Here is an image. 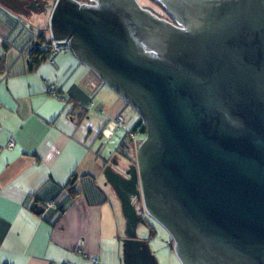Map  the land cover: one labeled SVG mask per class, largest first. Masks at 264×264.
<instances>
[{"label":"water","instance_id":"1","mask_svg":"<svg viewBox=\"0 0 264 264\" xmlns=\"http://www.w3.org/2000/svg\"><path fill=\"white\" fill-rule=\"evenodd\" d=\"M154 1L167 19L137 0L25 9L51 8L50 40L143 121L126 178L105 169L131 264L148 262L133 240L146 225L133 197L180 264H264V0Z\"/></svg>","mask_w":264,"mask_h":264},{"label":"crops","instance_id":"2","mask_svg":"<svg viewBox=\"0 0 264 264\" xmlns=\"http://www.w3.org/2000/svg\"><path fill=\"white\" fill-rule=\"evenodd\" d=\"M5 3L0 1V264H91V258L131 264L127 218L105 169L126 178L124 169L132 164L121 151L127 148L131 158L137 143L129 130L140 117L68 48L30 70L28 50L41 30L49 38L51 8L40 14ZM47 83L60 99L47 95ZM120 115L123 125L108 128ZM10 139L14 145L7 149ZM72 180L79 194L69 200L65 188ZM46 202H64L63 209H44ZM35 205L43 213L36 214ZM133 240L157 264L137 234Z\"/></svg>","mask_w":264,"mask_h":264},{"label":"rangeland","instance_id":"3","mask_svg":"<svg viewBox=\"0 0 264 264\" xmlns=\"http://www.w3.org/2000/svg\"><path fill=\"white\" fill-rule=\"evenodd\" d=\"M137 1L142 7L150 9L151 11H153L154 13L158 14L163 18L167 17L165 12L162 9H159L158 5H156L152 0H137ZM40 2L42 4H47L49 0H40ZM24 11L28 12L25 9ZM39 13L40 14L44 13V11ZM143 138L144 136L142 135L141 136L136 135L134 138V142L138 144L139 141L142 140ZM137 144H135L133 149V154L131 155L132 163L130 162V164L132 165L136 164L135 148ZM144 217L145 220L150 225L151 229H153L154 234L150 235V229L146 225H139L136 230L137 239L146 243V245L152 252V255L155 258L157 264H180L172 251L171 239L167 234V232L155 221L149 218L147 215H144Z\"/></svg>","mask_w":264,"mask_h":264},{"label":"trees","instance_id":"4","mask_svg":"<svg viewBox=\"0 0 264 264\" xmlns=\"http://www.w3.org/2000/svg\"><path fill=\"white\" fill-rule=\"evenodd\" d=\"M8 1L9 2L7 4L5 3L7 6L9 4H11V3H14L17 7L19 6L20 8H23V4L24 3L22 4V1L21 0H8ZM152 1L156 5H158L157 2H155L154 0H152ZM42 44H50V39L49 38H46L45 35H44V33H42V30H41L40 33L37 36L36 43L33 44V46L28 50V54L27 55H28V58H29V69L30 70H32L34 67H36L39 63L43 62L45 56L47 55L46 52H43V51L40 50V46ZM132 132L133 133H138V134H140V136L141 135L142 136L145 135V126L143 124V121L140 118L130 128L129 133H132ZM124 144H126L127 146L132 145V147H133L134 142L132 140H124ZM121 154L124 156V158L126 160L131 161V158L128 156L127 148H126V151H123V152L121 151ZM65 190L67 191V194L69 195V200L70 199L73 200L79 194L78 191L76 190V188L74 187V181L73 180L69 183V185L65 188ZM63 203L64 202L55 203V207L54 208H56L59 211L60 210L62 211V209H63ZM141 218L146 222V226L150 229V235H153L154 234L153 229H151L150 225L148 224V222L145 220L144 217H141ZM171 246H172V244H171Z\"/></svg>","mask_w":264,"mask_h":264},{"label":"built area","instance_id":"5","mask_svg":"<svg viewBox=\"0 0 264 264\" xmlns=\"http://www.w3.org/2000/svg\"><path fill=\"white\" fill-rule=\"evenodd\" d=\"M55 43H57V42L50 40V44H42L40 46V50L47 53V55L44 58V61H46V62L51 61V59L54 56L61 54L63 49L66 48V47H62V46L56 47ZM45 92L50 97H54L56 99L61 98V96L58 94L56 87L53 83L45 84ZM90 107H92V104L87 105V108H90ZM122 125H123V117L120 115V116H117L111 123H109L108 128H110V129L120 128ZM133 134H134V136L140 135L138 133H133ZM13 145H14L13 140L10 139L6 145V148L11 149L13 147ZM54 207H55L54 202H47L44 204L43 208L44 209H50V208H54ZM76 252L78 254H81L80 250H77ZM89 261L91 264H99V262L95 258H91Z\"/></svg>","mask_w":264,"mask_h":264},{"label":"flooded vegetation","instance_id":"6","mask_svg":"<svg viewBox=\"0 0 264 264\" xmlns=\"http://www.w3.org/2000/svg\"><path fill=\"white\" fill-rule=\"evenodd\" d=\"M30 1H31V0H28L26 3L23 4L24 9H25V6H27L28 3H29ZM2 2H6V3H8L9 1H8V0H2ZM9 5H11L12 7H17L14 3H11V4H9ZM158 8L161 9L159 6H158ZM25 10H26V9H25ZM162 10H163V9H162ZM26 11H27V10H26ZM157 15H158V14H157ZM166 19H167V17H166ZM124 170H129V167L125 168ZM132 201H133L135 207L138 209V211H137L138 215L141 216V217H144L145 214H144V212H143V210H142L141 202L137 201V199H135L134 197L132 198ZM144 218H145V217H144Z\"/></svg>","mask_w":264,"mask_h":264}]
</instances>
